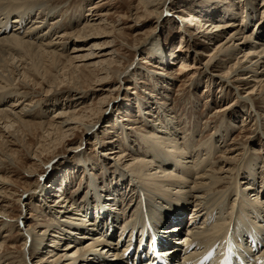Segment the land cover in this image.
I'll return each instance as SVG.
<instances>
[{
  "label": "rangeland",
  "instance_id": "rangeland-1",
  "mask_svg": "<svg viewBox=\"0 0 264 264\" xmlns=\"http://www.w3.org/2000/svg\"><path fill=\"white\" fill-rule=\"evenodd\" d=\"M38 2L36 9L42 3H45V7L39 10V15L35 10L32 14H35V17L44 14L46 24L53 26L48 37L45 36V43L48 40L49 42L56 40L61 33L76 32L88 19H96L99 26L94 31L85 30L80 37H73L77 40L71 43L70 40L67 41L65 54L59 52L57 53L59 56L56 53H45L43 57L38 55L37 57L34 53H29L31 50L20 46L16 48V45L13 46L8 43L9 41L0 44V71L3 73L5 69L6 75L0 74L4 76V79L0 78V83L5 86L0 84L2 86L0 109H10L12 102L16 101L21 93H29V99L33 102L31 112L26 118L31 123L20 127L16 145L0 146V176L8 181L4 183L5 189L0 197L3 199L1 204L5 205L3 210L15 225L4 226L0 222V256H2L0 264H5L9 258L11 259L8 262L14 260L15 264H24L22 253L25 240L21 226L15 221L19 216L28 220L26 226H32L36 233L44 231L52 224L59 226L57 213L50 209L56 200L54 195L58 196L62 192L60 188L66 189L69 196L77 198L81 204L77 206H80L79 209L83 213L81 206L92 198L93 188L90 186H93L96 180L99 187L109 191L105 196H111L116 191L115 194L120 200V202H112L110 207L98 206L97 209L96 200L93 198L95 203L86 205L85 209L90 210L89 213L97 214V229L100 233L103 232L105 224H101L103 220L99 219L102 213L99 208L112 209L117 205L120 209V212L107 211L105 215L106 219L110 217L111 222L116 224L112 232L114 238L110 237L111 243H103L105 250L100 253L107 249H118L121 252L126 249L125 253L130 247V242L121 237V231L118 236L117 234L122 229L124 219L131 217L128 214L133 211L131 207H134L137 198L132 192L133 182L129 183L122 177L120 170L128 174L129 166L147 159L145 157L147 154L144 152L147 148L142 139L150 138L151 130L155 133V122L165 124L171 122L178 130L179 146L185 149L193 148L195 157L199 154L197 158L210 157L211 161L206 168L212 164L216 166L222 163L225 155L231 157L238 154L231 179H226L219 187L213 189V192L216 191L213 194L219 195L220 191H224L227 196L235 188L236 174L239 172L242 177L249 165H257L258 172H264V135L256 130L257 117L260 115L264 118V96L254 97L258 101L256 107L253 102H242V98L239 97L241 94L236 89L238 84L227 83L220 78V75H226L231 66L234 67L238 59H242L248 48L245 47L242 52L236 53L235 58L232 59L218 52L217 59H227L229 62L222 61L221 64L217 63L218 66L213 67L212 64L217 61L211 59V55L215 54L214 46L209 45L210 41L200 33L207 20L212 24L210 30L215 29L214 27L220 23L227 25L236 23L237 28L240 24L248 27L246 32L253 38L251 44L260 36L261 39L258 41H262L264 0H167L165 15L160 19L158 17L161 13L157 5L163 0H38ZM93 7L98 8L94 10ZM88 12H93V16L86 18ZM191 13L197 19L186 24L185 20L191 17ZM13 16L15 14L11 17ZM2 17L3 15L0 19ZM202 20L204 23H201ZM15 25L13 24L14 27ZM7 26L4 32L10 35V30L14 27L11 24ZM260 26L263 27L259 30ZM234 28L236 26L226 28L223 33L217 32L218 43L224 42ZM234 40L236 43L239 39ZM234 40L226 47L232 45ZM73 48H76L77 52L72 53ZM159 51H161L160 55ZM71 56L76 58H72L73 62L70 61ZM181 62L186 65L187 71L181 67ZM17 65L19 67L21 65V68ZM106 68L111 70L110 80L98 83L100 77L107 75ZM6 69H10L11 73ZM24 70L26 77L23 76ZM127 70L129 71L126 72ZM119 72L126 73L123 82L116 80ZM8 76L11 81L7 79ZM25 78L30 82L28 83ZM6 81L10 82L6 83ZM53 86H56L57 92L46 94V91ZM253 86L254 83L246 87L241 86L239 89L243 95H246ZM107 88L110 90H105ZM62 107L69 110L77 109L80 111L79 114L85 115L84 118L88 123H98L95 131L87 135L83 126H79L63 142L54 141L57 138L55 135L42 137L43 131L36 123L50 120L56 113L55 110ZM124 124L131 126L130 129L126 130ZM166 127L168 128L167 125ZM127 133L129 139L126 138ZM208 144H213L210 152L207 151ZM130 146L141 152L142 157L134 154ZM77 147L81 148V151L74 153ZM166 148L169 149L168 146ZM227 148L229 150L235 148L236 152L231 155L225 152ZM113 150H117V153L104 157L105 153H111ZM176 151L178 149H175ZM246 157L249 161L243 164ZM188 165H190L188 162L181 163L180 169L174 174L177 176L174 182L180 184L181 189L186 188L185 190L192 185L195 176L194 173L187 171ZM182 178L189 181L180 183ZM261 181L260 179L258 184L259 190H262L261 199L264 200V183ZM167 189L165 192H168ZM24 194L26 195L23 196ZM184 194L173 197L167 193L165 197H160L159 202L154 199L146 200L143 196L140 208L144 210L148 205H161L169 200L182 201ZM251 197L250 195L247 201L250 202ZM122 202L123 207L120 206ZM233 203L234 197L226 202L228 213ZM192 211L191 204L186 210L189 220ZM76 212H78L76 209L68 211L72 214ZM72 214L63 224L86 223L73 220V217L79 215ZM143 215L144 213L141 217ZM54 231L52 230L43 241L44 255L49 253L48 245L53 243ZM89 231L92 235L99 233L91 229ZM74 232L77 231L71 230L70 237L66 240L62 239L60 249L76 239ZM88 240L90 239L80 241L87 243ZM106 256L111 255L106 254ZM38 257L33 260L34 263L39 259ZM252 258L254 260V257ZM108 259L113 261L111 257ZM122 260L126 261L123 257Z\"/></svg>",
  "mask_w": 264,
  "mask_h": 264
},
{
  "label": "bare ground",
  "instance_id": "bare-ground-1",
  "mask_svg": "<svg viewBox=\"0 0 264 264\" xmlns=\"http://www.w3.org/2000/svg\"><path fill=\"white\" fill-rule=\"evenodd\" d=\"M38 5V0H0V17L3 15L2 19H0V44H5L9 41L8 43H11L13 46L16 45V48H18L17 46H20L26 50H31L29 52L30 54L34 53L39 57L45 55V53L59 54V52H64L65 54V51L68 47L67 41L70 40L69 43H71L73 40H77L73 37H80L85 30L93 29L94 31V29L99 26L96 19H88L86 23H84L85 25L76 32L65 34L61 33L57 36L56 40L54 39V41L50 42L49 40L48 42L46 40L47 43H45V36L51 33L53 26L46 24L47 22L45 21V16H43L44 14L42 15L41 13V17H35V14H32L33 10H35L37 15H39V10L45 7V3H42V5L36 9ZM166 5L167 0H163V2L157 5V9H160L159 13H161L158 19L165 15L164 9ZM93 8L96 10L98 7ZM90 9L92 8L90 7ZM14 14L15 16L11 17ZM93 14V12H88V17L86 18L93 16ZM190 16L191 17L189 19L185 20L186 24H189V22L197 19V17L192 13ZM9 17L11 18L9 19ZM28 21L29 23L26 24ZM201 23H204V20H202ZM7 24H11L12 27H14L13 24H16L15 27L10 30V35H6L4 32L8 28ZM205 26H207L206 29ZM211 26L212 24H210L208 20L205 21L200 33H203V37L210 41V43H208L209 45L212 44L214 46L215 54L211 55V59H213V61L217 59L218 52L224 53L223 55L229 57V59H232L235 58L236 53L242 52L245 47L248 48L247 51H245L246 53H244L242 56V59H238L234 67L231 66V68L227 70L226 75H220V78L227 83L238 84L236 89L238 90L239 94H241L239 97L242 98V102H253L255 107L258 106V101H256L257 99L254 97L260 96L263 98L264 96V39H262V41H258V39H261L260 36V38L258 37L257 40L253 41L251 44V40H253L252 35L246 32L248 27L242 24L238 25L239 27L237 28L236 23H230L228 25L220 23L214 27L215 29L210 30ZM231 26H236V28H234V30L224 42L221 41L218 43V34L216 33H223L226 28ZM262 27L263 26H260L258 29L260 30ZM55 29H57V27ZM59 32L60 31H58V33ZM93 34L94 33H92V35ZM257 34L261 35L263 33ZM235 38L239 39L236 43L234 40ZM233 40L234 43L226 47V45ZM76 50V48H73L72 53L77 52ZM10 51L11 50L8 52L10 53ZM158 54L160 55L161 51H159ZM33 58L37 60L36 57ZM72 58L76 59L75 57L71 56L70 61H72ZM70 61L68 60V63ZM222 61L229 62L227 59L218 58L217 61L212 64V66H218L217 63L221 64ZM21 65L20 67L18 65L17 66L21 68ZM181 65V67L185 69L184 71L188 70L186 65L184 66L182 62ZM73 68L75 67L73 66ZM109 69L110 68H106L105 72L107 75L100 77L98 83L107 81L109 79V75L111 74V70L109 71ZM6 70H9L10 72V69ZM25 71L26 70H24L23 76L26 75ZM128 71L129 70L126 72ZM0 72V74H3L2 71ZM20 72L22 75L23 70ZM125 74V72H119L117 74L116 80L123 82L125 80ZM9 76L7 78L8 80L10 79ZM1 77L2 76H0V78ZM2 78L4 79V76ZM26 79L27 78H25V80ZM28 79H30V77ZM8 82L6 81V83ZM29 82L30 81L28 80V83ZM253 83L254 86L249 90L250 92L248 94L243 95L242 92H240L239 87L250 86V84ZM10 84L11 83H9V85ZM1 85L0 87H2ZM12 85L14 84L12 83ZM105 90L110 89L107 88ZM6 92L8 91L6 90ZM50 92H57L56 86H53L50 90L46 91V94H49ZM20 95V97L16 98V101L12 102L10 109H0V146L16 145L18 142L20 127L23 125L28 126V124L31 123L26 120V118L30 114L29 112H31V104L33 102L29 99V93H21ZM55 112L56 113L54 115L52 114L53 116L50 120L47 119L48 121L43 120L40 123H36L40 130L43 131L42 137L44 138L53 137L55 135L57 138H55L54 141L60 140L59 142H63V140L71 135L73 131L79 126H83L86 134L91 135L98 125L96 122L88 123L84 118L85 115L79 114L80 111H77V109L69 110L66 107H62L55 110ZM257 118L258 120L256 124V130L259 133L262 132V135H264V118H261L260 115ZM2 125L4 127H2ZM123 127L126 130H129L131 126L124 124ZM154 131L155 133L151 130V133L149 134L150 138L142 139L147 148V150L144 151L147 154V156H145L147 159H142V161L139 163L137 162L132 166H129L130 169L128 170V174H125L122 170H120V175L122 177L126 178L129 183L133 182L132 192H134L136 195L135 197L137 198L136 202L134 203V207H131V210L133 211H130L128 214V216L131 217L129 219H124L121 229V237H124L128 242H130V247H128V250L124 253L126 249H124L122 252L118 249H107L105 251L106 253H100L102 250H105L103 243H111L110 237L114 238V233L112 232L114 231V226L116 224L111 222L112 219L110 217H107L106 219L105 215L107 211H109V213L120 212V209L117 207V205H114L115 208L112 209H106L104 207H110L112 202H120V200L115 194L116 191H112L113 193L111 196H105L106 192L109 191L99 187L96 180L93 182V186H90V188H93V191H91L92 198L88 200L85 205L81 206L84 214L81 213V209H79L80 206H77L81 205L77 198L69 196L65 191L66 189L60 188V191L62 192L58 196L54 195L56 200L55 203H53L50 207L51 211H55L57 213L56 219L60 220L59 226L52 224L49 225L47 229L45 228L44 231L36 233V230L32 226H26V221L28 220H26L24 217L19 216L15 220L17 221L16 223L21 226V230L23 231L22 235L24 236L25 240L22 253V255L24 254V264H137L135 257L137 247H135V243L140 234L144 233L146 227L149 225L151 230L156 229L159 232L161 238H166L169 240V242H171L172 247L171 244L165 246L162 241L160 244L164 250L168 251L169 254L178 257L179 259L176 260H181L180 264H224L223 254L226 250L231 256L234 253L233 260L238 264H242L245 257L247 258L246 261H249L250 264H264V200L261 199L262 190H259L260 186L258 184L260 179L262 180L261 183H264V176L263 178L260 177L261 175H264V172H258L256 169L257 165H249L244 170L242 177L239 172L236 174L234 178L235 188L231 190L227 196L224 191H220L219 195L218 193L213 194L216 192H213V189L219 187L226 179H231V175L233 174L232 171L234 170L233 166L238 154L231 157L225 155L222 159V163H218L216 165L217 167L212 164L206 168L207 164H209V161H211L210 157L197 158L199 154L195 157V154L192 150L193 148L190 147L185 149L183 146H179V133L177 128H175L171 122L166 124L163 122H155ZM21 132L23 133V131ZM128 137L129 135L127 133L126 138L129 139ZM173 141L176 143H173ZM167 146L170 150L166 148ZM212 147L213 144H208L207 151L210 152ZM131 149L134 154L138 155V157H142V153L137 149L135 150L132 147ZM175 149H178V151L175 152ZM235 150V148L230 150L227 148L225 152H228L232 155L233 152H236ZM80 151L81 148L77 147L74 153H79ZM115 153H117V150H113L111 153H105L104 157ZM9 155L7 157H9ZM247 161L249 160L246 157L243 164H246ZM184 162H188L190 164L188 165L190 171H187L192 172L195 175L192 185L187 188L188 190H185L186 188L181 189L182 186L174 182L175 178L177 177L174 174L180 169L179 166L181 163ZM256 179H258V181ZM6 180L0 176V197L3 195L2 193L5 189L4 183L8 182ZM188 181V179L182 178L180 183H186ZM160 188L162 189L159 190ZM165 189H167L168 192H165ZM167 193H170L173 197H176L182 193L185 194L182 201L169 200L161 205H148L144 208V210H141L140 202L143 196L146 198V200L154 199L155 201L159 202L160 197H165ZM25 195L26 194L23 196ZM112 195L114 196L112 197ZM250 195L252 197L254 196V198L251 197L249 202L247 199L250 197ZM150 197H152V199H149ZM233 197L234 203L231 207V211L228 213L226 202L228 200H232ZM93 198L96 200L97 209L98 206H104L99 208L102 211L99 219L103 220L101 224H105L103 232L101 233L99 232V229H97V214L93 215L92 213H89L90 210L85 209L86 205H92L95 203ZM190 199L192 200L190 201ZM2 200L3 199L0 200V204L3 202ZM191 204L193 206V211L191 219L189 220L190 224L187 226L188 220L183 218V213L186 212L187 208L191 206ZM123 205L124 204L122 202L120 206L123 207ZM4 206L5 205L2 204L0 205V222L4 226L8 224H10V226H15L11 223L10 216L3 210ZM69 209H76L78 212L74 214L68 213ZM143 213L144 215L141 217ZM71 214L74 216L79 215L78 217H73V220H81L85 221L86 223L83 224L81 222H76V225H73V223L63 224V222H67L66 218ZM180 224H184L185 227L181 228L179 233L176 234V229L173 228L178 227ZM83 226H85V228H83ZM169 227H171V230H169ZM89 229L99 233L92 235L89 233ZM185 229H187L186 232L184 231ZM52 230H55L53 234L54 238L52 240L53 243L48 245V255H44L43 252L45 251V248L43 246V241ZM71 230L77 231L74 232V234H76V239H73L72 242H69L68 245L65 244L62 249H60V245L63 243L62 239L66 240L69 238ZM78 231H83L84 233L79 234ZM119 234L120 230L117 236ZM81 239L90 240H88L87 243H81ZM173 240H175L176 243ZM235 247H237L238 250H233ZM174 249L177 250L175 251ZM107 253L109 255L111 254L109 257H111L113 261H109V257L106 256ZM37 256H39V259L36 261V263H34L33 260H35ZM47 256L48 258H46ZM122 257L125 258V262H123ZM252 257H254V260ZM1 258L2 256H0V261L2 260ZM9 259L6 260L5 264L16 263L14 260L8 262L10 261ZM145 262H147L146 264H150L148 263V259L145 260Z\"/></svg>",
  "mask_w": 264,
  "mask_h": 264
}]
</instances>
